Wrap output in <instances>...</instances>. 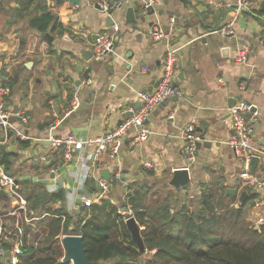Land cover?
I'll list each match as a JSON object with an SVG mask.
<instances>
[{
  "label": "crops",
  "instance_id": "1",
  "mask_svg": "<svg viewBox=\"0 0 264 264\" xmlns=\"http://www.w3.org/2000/svg\"><path fill=\"white\" fill-rule=\"evenodd\" d=\"M0 1V75L3 68L13 75L22 56L30 54L31 45L40 44L30 21L42 9L52 10L64 25L62 32H48L54 37L51 42L47 40L53 54L46 53L49 47L43 42L41 53L33 54L36 56L16 71L7 107L12 113L11 124L27 139L16 138L6 144L15 154L13 176L26 198L43 187L50 194L62 191L64 200L52 202L40 213L32 212L28 222L23 216L4 219L16 201L10 195L0 196V226H4L8 258L17 244L23 248L38 234L46 235L50 218L64 222L66 216L58 214L59 208L72 216L79 214L82 206L76 199L79 194L95 196L103 171L110 173L109 199L119 207L131 190L148 187L160 194H180L181 200H188L194 209L207 188L219 183L236 189L231 195L237 197L238 204L240 194L248 192L246 219L257 229L264 225V189L242 177L245 169L227 144L231 134L229 108L246 101L261 114L255 139L258 148L264 149V13H260L264 0H253L252 11L241 14L233 10L235 0H127L111 15L89 6L86 0L79 7L69 0H57L56 6L50 0H41L43 4L38 0ZM137 3L143 9L137 13L136 22L129 23L127 8ZM148 4L154 11L144 15ZM108 16L119 27L113 50L103 60H85L83 55L92 52L97 35L109 30L105 26ZM228 24L232 30L229 36L216 32ZM244 45L248 46V58L239 65L235 56ZM169 47L178 49L175 82L184 96L171 97L155 108L146 121L152 133L143 144H132V129L116 157L108 152L95 161L90 157V171L83 183L85 172L79 155L65 163L60 154L52 152L51 138L70 133L82 139L94 138L117 127L136 111L140 94L157 86ZM13 52L20 54L19 61L10 58ZM87 76L92 79L90 84L85 83ZM75 98L79 106L72 110ZM17 114L28 117L27 123ZM192 122L204 141L196 161L189 164L181 132ZM3 135L0 128V139ZM17 139L28 141L29 146L22 147ZM92 151L88 147L85 153L91 155ZM185 167L191 176L186 194L169 184L173 171ZM117 175H122V183ZM245 177L264 181V155L254 170L250 165ZM19 262L25 264L21 255Z\"/></svg>",
  "mask_w": 264,
  "mask_h": 264
},
{
  "label": "trees",
  "instance_id": "2",
  "mask_svg": "<svg viewBox=\"0 0 264 264\" xmlns=\"http://www.w3.org/2000/svg\"><path fill=\"white\" fill-rule=\"evenodd\" d=\"M50 1L56 6L57 0ZM260 13H264V8ZM30 27L36 32L40 44L31 45L32 53L22 56L17 66L19 68L36 56L33 54L41 53L43 42L49 47L46 53L53 54L52 44L43 35L57 30L62 32L64 29L63 23L49 8L42 9L40 14L34 16ZM21 40L27 42L25 38ZM20 44L19 40L18 46ZM19 57L20 54L15 56L14 52L10 56L17 61ZM19 68H15L10 76L3 68L0 75L2 83L12 88ZM3 138L4 135L0 141ZM17 140L22 147L29 146L28 141ZM58 154L62 157L61 153ZM14 156L6 145H0V163L12 175ZM226 189L219 183L211 185L194 209H191L188 200H181L180 194L172 191L160 194L148 187L131 190L120 207H125L126 213L130 211L139 226L143 227L144 252L139 250L132 238L126 224L128 217L120 213L118 205L110 199H104L91 207L82 206L80 213L75 216L59 208L57 212L66 216L65 221L50 218L45 241L38 234L29 245L22 248L21 256L25 264H70L62 261L64 249L60 236L77 234L82 236L85 253L90 261L106 263L116 259L114 264H264V225L255 228L246 219L247 201L239 205L237 197L227 194ZM0 196L3 197L2 194ZM26 199L31 216L32 212L40 213L42 208L56 200L63 201L64 195L62 191L50 194L39 187Z\"/></svg>",
  "mask_w": 264,
  "mask_h": 264
},
{
  "label": "built area",
  "instance_id": "3",
  "mask_svg": "<svg viewBox=\"0 0 264 264\" xmlns=\"http://www.w3.org/2000/svg\"><path fill=\"white\" fill-rule=\"evenodd\" d=\"M88 5L92 7H98L102 12L111 15L114 9H118L127 3V0H86ZM208 3H212V0H206ZM79 7V5H76ZM151 6L150 4L145 6ZM236 14L242 12H250L253 7V0H235L232 5ZM172 23L174 20L172 19ZM230 24L224 25L216 32L229 36L232 33ZM119 31L117 25L111 26L109 30L99 33L95 42L92 45V58L96 61H100L106 58V56L113 50L115 44L116 34ZM157 31V30H156ZM160 36H164L160 31H157ZM248 58V46H241L235 56L237 64L242 65ZM179 61L178 49L169 47L166 50L162 63V72L157 83V86L152 91H146L140 94V101L142 107L132 112V115L125 118L117 127L107 131L103 135L94 138H79L75 134L70 133L64 137H53L52 152L55 154L61 153L63 161L66 163L71 160L75 154L79 155L81 163L84 167V181H86L87 175L90 171V167L87 165L90 161L101 156L103 153L108 152L111 157H116L124 143V137L128 133L135 129V133L132 136V144L140 145L146 142L152 131L146 125V121L155 108L165 100L171 97H182L184 91L174 86L177 76V66ZM2 81V79H1ZM92 79L89 76L85 79L86 84H90ZM11 93V88L7 84L0 82V128L3 131L4 138L0 141V145L8 144L12 139L20 138L27 139V136L23 131L16 130L10 122L12 113L7 107V98ZM79 106L77 98L74 99L71 105V109L75 110ZM229 116L231 119V134L227 141L228 146L232 149L234 155L241 161L245 172L242 177L249 181V184L254 187L264 189V181L255 178H246V173L249 170L250 163L253 157L262 158L264 155V149H259L255 139L256 126L260 120V112L255 107L246 101H240L234 106L229 108ZM23 123H27L28 117L23 114H17ZM181 138L183 140V152L189 164L196 161L200 144L204 141L203 136L198 132L195 123L186 124L181 132ZM93 148L90 154L85 153L86 148ZM120 177L117 175V178ZM99 191L95 196L90 197L86 194H79L76 201L81 206L91 207L94 204L100 203L104 199H109L111 184L104 178L98 179ZM0 191H4L7 195L13 197L16 201L15 207L3 215V218H19L23 216L28 222L32 219L29 218V205L28 201L22 191V187L16 177L9 174L4 166L0 163ZM75 197V196H74ZM73 197V198H74ZM4 226H0V264H20L19 256L22 255L21 244H17L13 249V253L10 258L6 256L4 246Z\"/></svg>",
  "mask_w": 264,
  "mask_h": 264
},
{
  "label": "water",
  "instance_id": "4",
  "mask_svg": "<svg viewBox=\"0 0 264 264\" xmlns=\"http://www.w3.org/2000/svg\"><path fill=\"white\" fill-rule=\"evenodd\" d=\"M62 0H60L61 2ZM72 4L74 5H80V3H82L83 0H69ZM98 9V7H97ZM143 9V5L140 3H137L134 6H129L127 8V21L129 23H135L137 20V13L141 12ZM153 8L151 6L146 8V12L144 15H150L151 13H153ZM138 16L140 18L143 17V13L142 14H138ZM105 26L108 28H110L111 26H113L115 24L114 19L112 18V16H108L106 17L105 20ZM44 39L48 40L49 42L54 40V37L49 34L46 33L43 35ZM85 60H90L92 57V52L91 51H86L83 55ZM30 65V64H29ZM82 69V67L78 68V71H80ZM179 69H180V75L179 78L182 79V68L181 65H179ZM174 86L177 87L178 84L175 82ZM178 97H175V99H177ZM142 107V103L139 102L138 103V107L136 108V110L140 109ZM17 110H14V113H16ZM132 115V112L129 114V116ZM260 157H253L251 160V167L252 170H254L256 168V166L258 165V163L260 162ZM109 176L110 173L108 171H103L102 173V177L105 180H109ZM123 177L122 175H120V183H122L123 181ZM191 182V176H190V171L187 167L185 168H178L175 169L172 173V178L169 182V184L178 189V190H182L183 193H187L188 191V187L190 185ZM227 194H236L237 191L234 188H229L227 189ZM0 194L2 195H7L6 192L4 191H0ZM248 199V192L243 191L240 196H239V205L244 204ZM122 212H125L126 209L125 207L121 208ZM120 211V212H121ZM126 224L127 227L129 229V231L131 232L132 238L135 241V243L138 245L139 250L141 252L145 251V247H144V242H143V238L141 235V231L142 229L140 228L138 222L136 221V219L133 216H130L127 218L126 220ZM61 244L62 247L64 249V257L62 259L63 262L66 263H72V264H108V263H102L101 261H90L85 253V247H84V242L82 239V236L77 235V234H69V235H65L61 238Z\"/></svg>",
  "mask_w": 264,
  "mask_h": 264
},
{
  "label": "rangeland",
  "instance_id": "5",
  "mask_svg": "<svg viewBox=\"0 0 264 264\" xmlns=\"http://www.w3.org/2000/svg\"><path fill=\"white\" fill-rule=\"evenodd\" d=\"M23 191V190H22ZM24 193V192H23ZM25 195V194H24ZM120 213H123L126 217H130L131 216V213H126V212H120ZM141 229L143 228V227H140ZM41 238H43L44 239V241H45V236H43V235H41ZM65 253V252H64ZM151 253V252H150ZM7 256V255H6ZM116 262V259H113V260H111V261H108V262H106V263H108V264H114ZM103 263V262H102ZM70 264H72V263H70Z\"/></svg>",
  "mask_w": 264,
  "mask_h": 264
}]
</instances>
